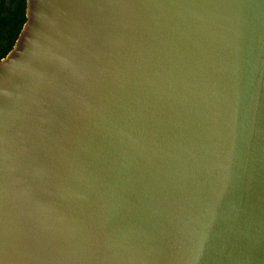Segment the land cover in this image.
Returning a JSON list of instances; mask_svg holds the SVG:
<instances>
[{
  "label": "water",
  "instance_id": "water-1",
  "mask_svg": "<svg viewBox=\"0 0 264 264\" xmlns=\"http://www.w3.org/2000/svg\"><path fill=\"white\" fill-rule=\"evenodd\" d=\"M0 264H264V0H26Z\"/></svg>",
  "mask_w": 264,
  "mask_h": 264
},
{
  "label": "trees",
  "instance_id": "trees-1",
  "mask_svg": "<svg viewBox=\"0 0 264 264\" xmlns=\"http://www.w3.org/2000/svg\"><path fill=\"white\" fill-rule=\"evenodd\" d=\"M7 1H10V5L13 6L15 0H2L1 8H0V28L7 25V23L11 20H15L18 18V26L10 35H6L3 32V35L0 36L3 42L2 48H0V60L4 58L10 50L13 48L14 43L26 21V0H22L19 3V6L16 7L15 10L11 8L6 10Z\"/></svg>",
  "mask_w": 264,
  "mask_h": 264
},
{
  "label": "flooded vegetation",
  "instance_id": "flooded-vegetation-1",
  "mask_svg": "<svg viewBox=\"0 0 264 264\" xmlns=\"http://www.w3.org/2000/svg\"><path fill=\"white\" fill-rule=\"evenodd\" d=\"M20 1H22V0H15L14 3L17 2V6H19ZM17 26H18V18L15 20L13 19V20L9 21L7 23V25L4 26V29H3V27L0 28V36L3 35V32L6 35L12 34V32H14V30L16 29ZM2 46H3V42H2V39L0 38V48H2Z\"/></svg>",
  "mask_w": 264,
  "mask_h": 264
},
{
  "label": "rangeland",
  "instance_id": "rangeland-1",
  "mask_svg": "<svg viewBox=\"0 0 264 264\" xmlns=\"http://www.w3.org/2000/svg\"><path fill=\"white\" fill-rule=\"evenodd\" d=\"M1 3H2V0H0V8H1ZM7 6H8V7H5L6 10H9L10 8H11L12 10H15V9H16V6H17V2H15V3L13 4V6H11V5H10V1H7Z\"/></svg>",
  "mask_w": 264,
  "mask_h": 264
}]
</instances>
